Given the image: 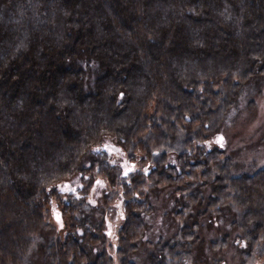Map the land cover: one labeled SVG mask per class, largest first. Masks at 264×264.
I'll list each match as a JSON object with an SVG mask.
<instances>
[{
	"label": "trees",
	"instance_id": "trees-1",
	"mask_svg": "<svg viewBox=\"0 0 264 264\" xmlns=\"http://www.w3.org/2000/svg\"><path fill=\"white\" fill-rule=\"evenodd\" d=\"M256 79L264 0H0V264H107L87 187L59 200L64 234L46 219L52 185L89 170L128 179L118 264H225L227 245L260 259L264 166L236 173L221 142ZM105 138L150 166L117 171ZM146 181L170 196L168 236L147 237Z\"/></svg>",
	"mask_w": 264,
	"mask_h": 264
},
{
	"label": "rangeland",
	"instance_id": "rangeland-1",
	"mask_svg": "<svg viewBox=\"0 0 264 264\" xmlns=\"http://www.w3.org/2000/svg\"><path fill=\"white\" fill-rule=\"evenodd\" d=\"M232 112L223 121L221 127L223 140L221 142L233 157L236 173L254 171L264 166V84L262 79L251 81L242 88L237 108ZM97 148L107 152L110 164L121 173H125L127 170L136 172L150 166V161H141L137 153L130 157L121 147L117 146L114 139H103ZM82 175L86 179L76 174L65 181L52 185L58 198L56 200L52 196L46 219L56 228V231L64 234L65 219L60 201H68L67 193L79 189L78 187H87V193L81 195L82 198L97 206L100 203L105 205L103 230L107 238L106 262L107 264H118L119 258L115 253V245L118 240V227L125 218V210L120 202L128 198V187L124 186L128 185V179L126 184H123L124 181L110 184L95 171H84ZM194 178L197 181L199 177ZM87 180H89L88 185ZM139 190L142 194L149 193L153 204L152 212L147 217L149 226L147 237L155 238L158 234H161V237L170 235L174 231L175 222L170 215L165 217L163 215V212L168 211L171 206L167 190L151 191L147 181L133 189L135 192ZM204 231L206 237H211L210 232ZM221 252L223 253L221 254ZM219 253L225 259V264H238L239 256L232 245H227ZM261 258L255 259L252 264H262Z\"/></svg>",
	"mask_w": 264,
	"mask_h": 264
}]
</instances>
